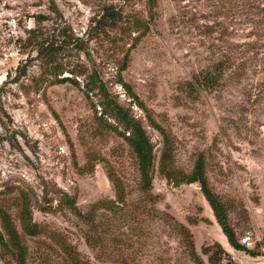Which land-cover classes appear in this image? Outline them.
<instances>
[{
  "label": "rangeland",
  "instance_id": "374dc122",
  "mask_svg": "<svg viewBox=\"0 0 264 264\" xmlns=\"http://www.w3.org/2000/svg\"><path fill=\"white\" fill-rule=\"evenodd\" d=\"M52 7L72 34L87 41L90 59L79 53L81 61L141 119L154 146L155 216L145 221L135 264H192L173 222L160 219L164 214L189 230L204 263L201 248L216 243L225 251L219 264H264V0H0V208L17 224L25 198L33 221L63 234L90 264H118L96 258L83 240L84 226L68 209L57 201L48 209L41 200L55 188L85 211L99 199H114L109 174L124 183L130 199L137 180L129 147L98 119L96 98L85 97L80 79V87L55 84L44 94L31 86L40 69L24 40L36 17L55 19ZM106 10L115 20L95 28ZM140 22L148 30L130 50L122 79L169 133L175 169L189 172L202 154L238 243L248 237L244 248L252 255L228 245L198 184L174 185L157 171L162 138L115 83L116 63ZM19 63L25 78L14 82ZM27 246L30 264H66L43 236L29 238Z\"/></svg>",
  "mask_w": 264,
  "mask_h": 264
},
{
  "label": "trees",
  "instance_id": "16d2710c",
  "mask_svg": "<svg viewBox=\"0 0 264 264\" xmlns=\"http://www.w3.org/2000/svg\"><path fill=\"white\" fill-rule=\"evenodd\" d=\"M150 2L151 0H148L149 4ZM50 12L55 15V19L49 21V18L43 15L36 17L34 27L27 31V37L24 40L26 47L33 52L30 59L37 62L40 69L38 77L32 79L31 86L37 88V91L42 88L44 94L45 87L55 84L70 83L80 87L78 82L80 79L81 90L85 97L90 100L89 95H93L96 98V105L93 108L98 106L100 109L98 119H103L105 124L129 147L136 163L137 180L135 197L130 199L131 193L126 191L124 183L109 174L114 199H99L88 205L85 211H81L76 206L72 196L59 189L44 191L41 200L47 204L48 209L53 201H57L58 206L68 209L76 217L85 228L83 240L88 247L96 250L97 259L109 263L135 264L136 254L144 248L145 244L146 234L143 231L145 221L155 216V212L152 211L157 197L151 193L156 162L154 146L141 119L135 118L129 107L117 101L116 96L111 94L106 82L97 71L89 69L81 61L79 53H82L86 59H90L86 47L87 41L71 33L56 8L52 7ZM104 20L110 22L115 20V16L111 11L106 10L96 21L95 28L104 27ZM147 30L148 24L145 22L133 26V31H136L137 35L124 49L122 59L116 63L115 83L120 85L128 99L145 113L149 127L157 131L162 138V147L157 158L159 175L174 185L198 184L199 191L228 245L235 250L252 255L254 253L238 243L229 223L228 208L221 197L213 191L206 177L202 154L196 158L189 172L175 169L173 142L169 133L154 121L131 87L122 79L121 74L128 66L130 50ZM125 44L122 43V46ZM118 48L121 49L120 46ZM20 78H25L22 63L16 66L13 81L16 82ZM108 120L112 121L114 126L108 123ZM47 194H51V197L47 198ZM38 208L40 211L45 210L42 205ZM162 218L173 222L189 261L192 264H206L196 252L189 230L168 214L160 217ZM123 228L127 231H123ZM40 236L47 238L58 247L63 256L62 260L66 264H90L71 244L67 243L63 234L33 221L31 205L25 198L20 199L17 224L5 210L0 208V259L6 264H30L27 240ZM201 253L206 256L207 264H219L225 251L215 243L212 246L202 247Z\"/></svg>",
  "mask_w": 264,
  "mask_h": 264
},
{
  "label": "built area",
  "instance_id": "2783aa9c",
  "mask_svg": "<svg viewBox=\"0 0 264 264\" xmlns=\"http://www.w3.org/2000/svg\"><path fill=\"white\" fill-rule=\"evenodd\" d=\"M240 244L243 246V247H249L250 246V242H249V238L248 237H244L240 240Z\"/></svg>",
  "mask_w": 264,
  "mask_h": 264
}]
</instances>
